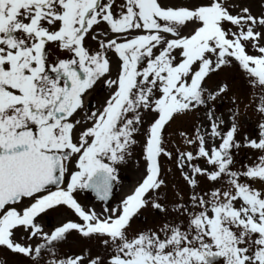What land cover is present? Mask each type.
I'll list each match as a JSON object with an SVG mask.
<instances>
[{
  "label": "snow or ice",
  "instance_id": "1",
  "mask_svg": "<svg viewBox=\"0 0 264 264\" xmlns=\"http://www.w3.org/2000/svg\"><path fill=\"white\" fill-rule=\"evenodd\" d=\"M0 257L264 264V0H0Z\"/></svg>",
  "mask_w": 264,
  "mask_h": 264
},
{
  "label": "rangeland",
  "instance_id": "2",
  "mask_svg": "<svg viewBox=\"0 0 264 264\" xmlns=\"http://www.w3.org/2000/svg\"><path fill=\"white\" fill-rule=\"evenodd\" d=\"M227 108H228V103L225 101L222 106H220L219 111L224 112L225 114L227 113ZM241 127H240V137H243V135H249L252 138H255L258 135V126H257V117L254 115L249 114L247 117H244L241 119ZM238 160L244 161V162H249L250 159H254V154L252 151L248 149H241L238 153L237 156ZM123 176L125 177L124 184L116 189H114V196L119 199L121 196H123L127 191L128 188L132 183L135 182L137 179V174L135 171V168L125 170L123 172ZM80 198L84 202H92V203H97L90 195L87 193H81ZM51 223H55V217L49 218ZM0 259H3L0 257Z\"/></svg>",
  "mask_w": 264,
  "mask_h": 264
},
{
  "label": "water",
  "instance_id": "3",
  "mask_svg": "<svg viewBox=\"0 0 264 264\" xmlns=\"http://www.w3.org/2000/svg\"><path fill=\"white\" fill-rule=\"evenodd\" d=\"M88 194L95 200L94 196L91 193H88Z\"/></svg>",
  "mask_w": 264,
  "mask_h": 264
}]
</instances>
